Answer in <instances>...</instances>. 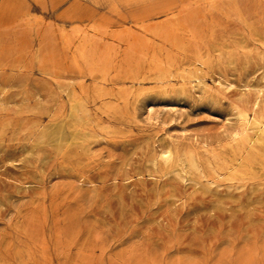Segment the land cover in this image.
Here are the masks:
<instances>
[{
    "label": "rangeland",
    "instance_id": "obj_1",
    "mask_svg": "<svg viewBox=\"0 0 264 264\" xmlns=\"http://www.w3.org/2000/svg\"><path fill=\"white\" fill-rule=\"evenodd\" d=\"M196 1L0 0V264H264V181L245 189L226 181L195 185L150 165L166 145L181 154L205 146L220 152L237 109L250 108L256 86L264 88V0H239L242 15ZM158 4L172 6L152 8ZM176 18L187 30L163 33L160 24ZM65 32L73 45L85 36L94 47L111 48L118 71L110 77L129 69L137 77L134 85L106 83L124 100L89 104L92 131L110 134L70 162L33 142L66 109L33 54L64 60ZM197 57L207 59L201 71L211 94L181 90L178 77L171 86L159 81L162 68L171 65L177 75L176 67L189 68ZM224 79L235 87L218 89Z\"/></svg>",
    "mask_w": 264,
    "mask_h": 264
},
{
    "label": "bare ground",
    "instance_id": "obj_2",
    "mask_svg": "<svg viewBox=\"0 0 264 264\" xmlns=\"http://www.w3.org/2000/svg\"><path fill=\"white\" fill-rule=\"evenodd\" d=\"M202 1H204L206 3V8H208V9H216L219 6H221V8H222V6L227 5L232 10H234V11L238 12V14L242 15L241 14L242 6H241V3L239 0H197L196 1L197 5L200 4L202 6L203 4L199 3ZM180 3L183 4V6H184V4L185 5L187 4V2H183V3L180 2ZM193 4H196V3L194 2ZM171 6H172L171 4L165 5V6L158 4V5H154L152 8L153 9H155V8H168ZM203 7H204V5H203ZM200 9L203 10V8H200ZM258 9H260V7H258ZM212 12L214 13V11H212ZM261 12H262V10H261ZM203 13H204V11H203ZM176 14H178V13H176ZM174 15H175V13H174ZM204 16H205V14H204ZM206 17H207V15H206ZM39 19H40V17H39ZM183 19H184V17H183ZM173 20H167L166 22L160 24V28L162 27L164 29V30H162V31H164L163 33H167V30H170L169 32H171V33H173L174 31H177V30H184V31L187 30V28L180 22V20H178L177 18L173 19ZM195 20H197V19H195ZM186 21H188V20H186ZM208 22H210V19ZM30 23H28V24H30ZM35 25H36V23H35ZM189 26H190V24H189ZM37 27H39V26H37ZM155 29L160 30L158 27H155ZM208 29H209V27H208ZM33 30H34V28H33ZM214 30H215V28H214ZM4 31H6V30H4ZM65 31H68V30L66 29ZM36 33H37V30H36ZM68 33H70V32H68ZM68 33H66V32L64 34L62 33L63 35L61 38V44H62L63 50L70 52V54H68L69 56L68 55L64 56L65 57L64 60L62 58V61H55V59L53 58L54 61L52 63L51 58L47 59V56L45 54L39 52V50H37L38 52L35 51L33 54L34 58L38 61L39 66L44 71V73H46L51 79H53L55 81L53 83H55V85L58 86L61 96H65V101H66V103H65L66 109H64L65 112H62L61 114L59 112L56 113V115L53 116V118H52L51 124L44 125L40 128L39 131L37 130V132L34 134L35 138H34L33 142L36 143L40 147L53 149L57 155H60L61 158L62 157L66 158L70 162L72 159L80 157L82 155V153L79 150L81 149V150L85 151L90 146V144L92 143V141L96 137L107 136L110 134V132L108 130H104L103 134L98 136V134H95L94 131H92V129L94 127L93 124L95 123V120L93 119V114L91 113L92 111L89 108V104L91 102L103 101L105 99L107 100V98L110 99V98H114V97L117 99V101L124 100L123 96L117 95L116 93L113 92V90H108L106 83L109 82L110 85L112 83L113 86H115L120 81L121 82L129 81L127 83L134 85L135 81L137 80V77L133 73L132 69H129L126 72V74H124L122 76L120 74V75L114 76L113 78L110 77L111 70L116 68L117 63H118V62H116L117 56L115 55L113 50L111 48L105 49L103 47H98V46L94 47V45L92 44V40L94 42V39H92L90 37L92 40L87 41V38L85 36H83L81 38V40H80V38L77 39L80 42L78 43V41H77L78 44H76V42H75V44L73 45L74 36L70 35ZM79 34H81V33H79ZM81 35H80V37H81ZM93 35H95V34H93ZM93 35H92V37H93ZM87 37H88V35H87ZM94 37H97V36H94ZM145 37H146V35H145ZM149 37H151V36H149ZM190 38H191V36H190ZM215 38H217V37H215ZM88 39H89V37H88ZM97 39H99V38H97ZM118 40H120V39H118ZM130 41H132V40L130 39ZM137 41H138V39H137ZM108 42H109V40H108ZM123 43H125V42H123ZM123 43H122V45H123ZM186 43L187 42H185V44ZM128 44H131V43H128ZM199 44L201 45V43H199ZM72 45H73V47H72ZM119 45H120V43H119ZM119 45L117 44V46H119ZM160 45H162V44H160ZM197 46H198V43H197ZM125 47H127V45ZM117 48L118 47H116V50H117ZM18 49H20V48H18ZM171 49H169V50H171ZM125 50H127V49H124V51ZM140 50H141V48H140ZM61 51H62V49H61ZM114 51H115V48H114ZM132 51H133V49H132ZM171 51H173V50H171ZM256 53H258V52H256ZM151 54H149V55L151 56ZM163 54H165V53H163ZM159 55H161V54L159 53L158 57H160ZM242 55H243V53H242ZM242 55H241V57H242ZM60 56H61V54H60ZM212 56H213V54H212ZM212 56H211V58H212ZM162 57H164V56L162 55ZM120 58H121V56H120ZM150 58H148V60ZM263 58H264V56L262 57V59ZM0 59L3 60V57H1ZM16 59H17V57H16ZM21 59H22V57H20V59H18L20 63H21V61H20ZM257 59L258 58H256V60ZM243 60H245V59H243ZM253 60H254V58H253ZM4 61H2V62H4ZM48 61H51L52 64L49 62V65H47ZM120 61H121V59L119 60V64L121 63ZM123 61L125 62V60H123ZM188 61H189V59H188ZM190 61H193V64L191 65V66H193V68H191V66L189 68L176 67L174 69V71L177 75L173 74L174 73L172 71L173 67L171 65H168L166 68H162L159 72L160 73L159 74V81L164 85L167 84V85L171 86V84H170V82H172L171 80L178 77L179 81L181 82V90L184 91L188 87H190V89L192 91H197L200 94L201 93L211 94L212 88L206 82V78H204V76L202 75V71H201L202 67H204L207 64V59H205L203 57H197L194 60H190ZM259 61H260V59H259ZM0 64H1V62H0ZM13 64H15V61L13 62ZM121 64H123V63H121ZM223 64H224V62H223ZM251 64L255 65L254 62H252V60H251ZM2 65L3 64H1V66ZM256 65H258V64H256ZM20 66H21V64L18 65L17 67H20ZM37 66H38V64H37ZM145 66H147V65H145ZM150 66H152V65H150ZM219 66H220V63H219ZM24 67H22V68H24ZM125 67L123 66V68H125ZM248 67L250 68L251 66H248ZM152 68H153V66H152ZM217 68H219V67L217 66ZM236 68H237V65H236ZM16 69L18 70L19 68H16ZM29 69H30V67H29ZM34 69H35V66H34ZM36 69H37V67H36ZM116 69H117L116 71H118V68H116ZM153 70H154V68H153ZM257 70H259V69L257 68ZM113 71L114 70H112V74H113ZM146 72H147V70H146ZM19 73H20V71H19ZM226 73H227V71H226ZM87 75H88V78L91 77V79L93 81V82H91L88 79L91 82V84L93 83L92 86H88L86 81H85V80H87V79H85V77ZM245 75H246V72H245ZM208 76H210V75H208ZM263 76H264V74H263ZM222 77H221V79H222ZM216 78H217V76H216ZM149 79H150V77H149ZM228 79H229V77H228ZM110 81H111V83H110ZM45 82L48 83L49 81L48 82L45 81ZM175 82H177V81H175ZM218 82H219L218 89H222V90L228 89L229 87L235 85L233 82H231L227 79H224L223 81L219 80ZM245 83L246 82H244V84ZM248 83L249 82H247V84ZM109 84H108V86L110 87ZM122 84H124V83H122ZM119 85H121V84H119ZM113 86H112V88H115ZM256 87H257V90H255V91H256L257 97L254 100L252 106L250 108H246V107L245 108H243V107L238 108L237 111L235 112L236 113V126H235L234 130L232 131V133L230 134L228 141L225 143V145L222 146L220 152L210 150V149H208V146H205L203 152H200L197 149V151L196 150H190V151H187V152H184L183 154H181V152L175 146L166 145L161 149V151L150 162L151 163L150 165H152L154 172L162 173L163 175L167 176L168 178L169 177L170 178L175 177L178 179L180 178V179H183V180H186L189 182H193L195 185H202L203 183H206V185L207 184L214 185V184H218V182H220V181H226V182H229L231 184V186H236L237 189L238 188L245 189L244 187L247 184H249V185L250 184H256V183L261 184V182L264 181V88L262 86L259 88H258V86H256ZM214 88H215V86H214ZM214 90H216V89H214ZM250 90H251V88L248 91H250ZM117 91H118V89H117ZM245 91H247V90H245ZM215 93H216V91H215ZM57 99H59V98H56L55 100L57 101ZM108 101H110V100H108ZM117 101H116V103H117ZM114 103H115V100H114ZM110 104H113V103H110ZM65 105H64V107H65ZM96 107L95 108L93 107V108L96 109ZM98 107H100V106H98ZM116 107H117L116 104L107 106V108L110 110H115ZM59 110H60V108H59ZM48 111H47V113H48ZM31 143H32V141H31ZM227 189H229V187Z\"/></svg>",
    "mask_w": 264,
    "mask_h": 264
}]
</instances>
